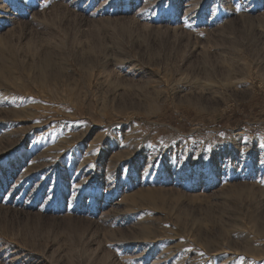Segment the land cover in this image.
I'll list each match as a JSON object with an SVG mask.
<instances>
[{"label":"rangeland","instance_id":"rangeland-1","mask_svg":"<svg viewBox=\"0 0 264 264\" xmlns=\"http://www.w3.org/2000/svg\"><path fill=\"white\" fill-rule=\"evenodd\" d=\"M263 263L264 0H0V264Z\"/></svg>","mask_w":264,"mask_h":264},{"label":"bare ground","instance_id":"bare-ground-1","mask_svg":"<svg viewBox=\"0 0 264 264\" xmlns=\"http://www.w3.org/2000/svg\"><path fill=\"white\" fill-rule=\"evenodd\" d=\"M154 160V159H153ZM229 252V251H228ZM253 260H255V259H253ZM257 262V261H256ZM264 264V263H263Z\"/></svg>","mask_w":264,"mask_h":264},{"label":"trees","instance_id":"trees-1","mask_svg":"<svg viewBox=\"0 0 264 264\" xmlns=\"http://www.w3.org/2000/svg\"><path fill=\"white\" fill-rule=\"evenodd\" d=\"M241 129H242V127H241Z\"/></svg>","mask_w":264,"mask_h":264}]
</instances>
